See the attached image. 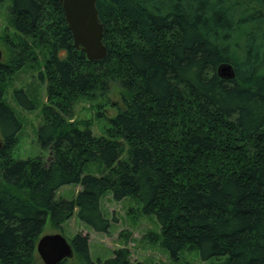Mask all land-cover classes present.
Wrapping results in <instances>:
<instances>
[{
  "label": "trees",
  "instance_id": "1",
  "mask_svg": "<svg viewBox=\"0 0 264 264\" xmlns=\"http://www.w3.org/2000/svg\"><path fill=\"white\" fill-rule=\"evenodd\" d=\"M95 8L106 53L89 61L72 46L57 0L6 7L0 264H42L33 253L43 226L60 230L72 213L106 232V192L154 216L158 235L148 238L172 261L192 249L203 264H264V0H95ZM38 62L46 100L35 135L45 155L14 159L20 122L4 98L6 77ZM221 62L232 78L216 74ZM111 86L119 103L103 134L69 120L77 96L96 92L107 102ZM11 97L34 107L22 88ZM94 160L100 172L82 174ZM65 184L79 188L55 199ZM86 239H67L78 264H131L125 248L90 260Z\"/></svg>",
  "mask_w": 264,
  "mask_h": 264
},
{
  "label": "rangeland",
  "instance_id": "2",
  "mask_svg": "<svg viewBox=\"0 0 264 264\" xmlns=\"http://www.w3.org/2000/svg\"><path fill=\"white\" fill-rule=\"evenodd\" d=\"M8 4L9 0H3L0 4V35L4 29L10 33L5 20ZM0 51L2 52L1 43ZM1 56L3 55L1 54ZM41 69L42 66L39 62L27 64L14 74L6 77L8 84L5 85L4 98L20 122L10 152L14 159L45 155V151L41 150L37 144L35 135L36 127L41 122L40 107L46 100L45 83L37 78V71ZM13 88H22L33 100L34 107L26 110L16 104L11 97ZM105 98L107 102L96 92L85 96H77L71 104L69 120L76 122L79 128L88 127L94 135L103 134L107 126V119L113 116L115 112L111 105L119 103L117 89L111 86L106 92ZM100 170V163L94 160L86 162L82 166L81 172L82 174L96 175ZM78 188L77 184L62 185L54 191V198L71 199ZM99 208L103 217L108 221V227L104 233L94 232L88 226L79 222L72 213L61 224L60 230L53 229L46 223L39 236L59 232L66 239H70L75 233L85 235L88 256L92 261L110 257L116 248H125L128 254L127 258L131 264H203L197 253L192 249H181L176 260L169 259L159 243L148 238V235H158V225L152 214H146L140 210V203L137 200L125 197L115 201L111 198L110 193L106 192L99 198ZM33 257L36 261H40L35 252ZM63 264L78 263L71 256L65 259Z\"/></svg>",
  "mask_w": 264,
  "mask_h": 264
},
{
  "label": "water",
  "instance_id": "3",
  "mask_svg": "<svg viewBox=\"0 0 264 264\" xmlns=\"http://www.w3.org/2000/svg\"><path fill=\"white\" fill-rule=\"evenodd\" d=\"M57 1L70 33L72 46L80 50L89 61L103 58L106 50L101 41L102 24L97 17L95 0ZM215 72L222 79L233 77V69L228 62L219 63ZM34 251L42 264H60L73 253L70 243L59 232L40 235L35 241Z\"/></svg>",
  "mask_w": 264,
  "mask_h": 264
}]
</instances>
